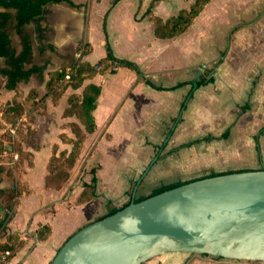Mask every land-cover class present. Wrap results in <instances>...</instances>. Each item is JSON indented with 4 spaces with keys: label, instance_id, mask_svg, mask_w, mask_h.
I'll return each mask as SVG.
<instances>
[{
    "label": "crops",
    "instance_id": "obj_1",
    "mask_svg": "<svg viewBox=\"0 0 264 264\" xmlns=\"http://www.w3.org/2000/svg\"><path fill=\"white\" fill-rule=\"evenodd\" d=\"M70 1L73 6L67 2L45 5L41 15L22 27V33L17 29V11L0 6V13L11 15L4 31L16 54L22 51L24 37L31 43L32 55L25 69L44 67L41 77L34 74L13 90L6 88L7 78L0 74V205L9 215L6 232L18 235L23 242L5 264H51L77 231L104 216L108 208L149 194L138 192L144 178L170 182L173 171L158 170L160 161L170 160L187 148H192L195 156L197 145L229 144L232 124L222 133L217 129L222 121L216 117L225 106L230 103L231 110L237 107L244 115L264 96V57L260 58L264 54V0H212L186 32L171 39L156 37L150 17L167 20L187 9L191 1ZM242 22H246L243 28H233ZM209 25L212 29L206 32ZM107 44L115 59L136 64L140 72L118 67L85 81L79 90L66 88L54 100L46 87L50 75L69 69L82 51V61L92 66L99 64L107 58ZM220 53L228 55L226 61L216 63L203 75L206 67L202 69V65L208 66L206 62ZM198 67L202 70L199 80L205 77L204 84L194 89L192 82ZM3 69H8L7 59L0 57V70ZM88 84L101 87V94L93 112L96 128L86 135L83 148L91 147L94 154L101 145L108 146L110 152H120L121 158L118 164L99 159L97 197L78 204L84 184H91L90 171L83 179L70 176L61 188L48 184V178L54 153L58 156L63 151L70 152V144L61 138L64 134L73 137L70 123L77 122L75 117L63 116L69 98L80 94ZM179 84L183 85L172 89ZM14 105L22 106L25 112L12 127L6 118ZM203 126L208 130L206 136ZM21 129L31 141L10 145L4 134ZM261 130L259 147L264 143V124L259 125L258 132ZM227 131L229 136L222 138ZM249 142L243 138L233 142L237 147L230 148L243 151L249 148ZM10 194L17 195L13 202L8 198ZM44 225L51 228V234L47 240L39 241L37 232ZM144 264L219 263L192 254L170 253Z\"/></svg>",
    "mask_w": 264,
    "mask_h": 264
},
{
    "label": "water",
    "instance_id": "obj_2",
    "mask_svg": "<svg viewBox=\"0 0 264 264\" xmlns=\"http://www.w3.org/2000/svg\"><path fill=\"white\" fill-rule=\"evenodd\" d=\"M5 212L0 205V217ZM170 253L264 263V170L197 180L132 201L77 231L51 264H144Z\"/></svg>",
    "mask_w": 264,
    "mask_h": 264
},
{
    "label": "trees",
    "instance_id": "obj_3",
    "mask_svg": "<svg viewBox=\"0 0 264 264\" xmlns=\"http://www.w3.org/2000/svg\"><path fill=\"white\" fill-rule=\"evenodd\" d=\"M191 1V5L187 9H182L179 13L167 20H163L154 16L150 19L155 23V35L160 39H171L175 38L184 32H186L190 26L193 24L195 19L205 10L206 6L212 0H188ZM67 2L73 6L70 0H5L0 1V6L5 9H14L17 11L16 21L17 29L19 33H22V27L30 23L34 18L41 15L43 12V7L49 3H61ZM155 2V1H154ZM147 14H151L148 10ZM11 15L8 13H0V57L7 59L8 69L0 70V74L7 78L6 88L13 90L17 87L20 82H28L30 77L34 74L42 76L44 72V67L33 66L30 69H25V64L29 62L32 55V46L27 37L22 39V51L20 54L16 52L11 47V40L9 35L6 33L5 27L9 23ZM86 51V50H85ZM84 51H82L78 57V61L73 64L69 69H62L57 72H53L50 75V80L47 83V90L53 93V99L56 100L65 90L70 87L73 90H79L83 87L85 81L94 78L97 74L106 73V70L110 67L113 62L117 63L118 67H127L131 70L139 71L136 64L126 61L117 60L113 56V52L107 44V58L104 61H100L98 65H101L103 69L97 71L95 66H92L84 61L82 58L84 56ZM114 72V71H111ZM69 75L70 79L63 83L65 76ZM204 78L201 77L198 84L201 86L204 84ZM57 87L55 88V84ZM148 84L151 83L148 81ZM183 84H179L176 87L179 88ZM153 86V85H151ZM101 94V87L88 84L84 90L79 93H74L70 96L68 107L65 109L64 117H75L77 122L70 123V129L73 134L72 137L68 138L65 134L61 135L62 140L72 146L70 152L63 151L58 156L54 153L50 160V176L48 178V184H52L55 188H61L63 183L70 177L71 169L74 168L77 157L80 155L83 149V142L87 134H92L95 131L96 125L94 121L93 112L96 109L97 100ZM25 112L24 108L20 105H14L11 107L7 114L9 113V118L14 126L18 124L19 119ZM32 121V118L30 119ZM11 123V124H12ZM16 124V125H15ZM75 133V134H74ZM263 130L260 131L258 136H256L257 143V153L258 158L261 159V150L258 145L259 137L262 135ZM229 136V131L222 135V138H227ZM100 167H98L99 169ZM70 170V173H69ZM264 167L259 169H246V170H228L224 172H211L200 178L193 179L190 181H176L168 184H162L159 187L152 190L149 194L140 197L135 200V202H141L155 195L161 194L165 191L171 190L173 188L182 186L184 184L194 182L197 180H202L206 178H211L220 175L240 173V172H250V171H261ZM97 169H92L90 173L93 175L91 184H84V191L81 193L77 200L78 204L85 203L97 197L96 195V185L98 182ZM16 194L8 195L11 202L16 199ZM12 203H10L11 206ZM130 203H127L120 207L108 208L107 213L96 221L102 220L108 216L115 214L116 212L124 209ZM9 215L4 214L2 220L0 221V256L5 252H9L8 261L13 258L15 253L23 246L18 235L8 234L5 229V224L8 220ZM95 221V222H96ZM51 234V228L47 225L41 226L37 232L38 240L45 241L49 238Z\"/></svg>",
    "mask_w": 264,
    "mask_h": 264
},
{
    "label": "rangeland",
    "instance_id": "obj_4",
    "mask_svg": "<svg viewBox=\"0 0 264 264\" xmlns=\"http://www.w3.org/2000/svg\"><path fill=\"white\" fill-rule=\"evenodd\" d=\"M184 1V0H183ZM222 19V18H220ZM223 20V19H222ZM218 23V22H216ZM244 24L246 22H242L240 24L234 25L233 28H236L237 30L240 28H243ZM216 26V24H215ZM212 26L209 25L205 28L206 32H210ZM224 53H220L213 61L206 62L208 63V66H206V69L203 71V75H207L209 71L213 69V67L218 62H225L228 55L221 60L220 57H222ZM264 54L260 56V58H263ZM179 62V61H175ZM264 62V60H263ZM200 70V67L194 71V74H196L197 71ZM107 72V71H106ZM219 72V69H218ZM215 73V78L220 75L219 73ZM264 78V71H262ZM218 80V78H216ZM3 83V80L0 81ZM217 85V84H216ZM230 97L227 98L226 101H230ZM226 109H222L216 119L219 121H222L219 123V127L217 128L219 130L218 133H222L225 131L230 124H232L231 128V135L230 138L227 140V143H231L230 145H197V151L195 153V156H192V148H187L181 153H175L174 156L170 158V160H162L158 163V170H166L168 172L173 171V176L171 178L170 182H158L154 178H151V176H148L142 180L143 184L140 187L139 194L151 192V190H154L155 188L159 187L162 184H168L176 181H189L195 178H200L204 175H207L211 172H224L228 170H242V169H259L264 167V143L263 145H260L261 148V159L258 158V153L253 145V137L255 135H258L259 131V125L264 124V96L262 97V100L260 103L253 104V109L249 110L246 114L242 115V112L240 109H237L235 107L234 110H231L229 107H232V104H228V106H225ZM202 118H206L202 117ZM7 121L11 124V120L7 119ZM254 122V124H253ZM0 123H2L0 121ZM15 123V121L13 122ZM11 124L12 127H15L14 124ZM16 125V124H15ZM72 129V128H71ZM70 129V130H71ZM207 127L203 126V136H206L207 134ZM75 134V133H74ZM219 135V134H217ZM5 138H7V141L10 145H23L22 143H28L30 138H28V134L21 129L20 131H16L15 134H12L8 132V134H4ZM73 136V134L71 135ZM75 137V136H74ZM72 137V139H74ZM264 137V136H263ZM243 138L245 140L250 141L248 143V149H243V151L240 150H234V147L230 146H236L233 145V142L236 143L239 141H242ZM264 140V138H262ZM221 144V143H220ZM223 144V142H222ZM2 145V144H1ZM247 145H243V148ZM227 147V148H226ZM237 147V146H236ZM208 148L213 149L212 152L210 150L208 151ZM72 149V146L70 145V151ZM196 150V149H195ZM98 152L93 154V151L91 147L84 150L82 149L80 155L77 157L76 164L73 169H71L70 176L75 178L77 176L83 177L88 174L89 171H91V168H95L98 171V167L100 165L99 159L103 160V162H107L109 160H113L116 164L120 162L121 153L120 152H110L108 146L101 145ZM87 166L89 168H87ZM174 167V168H173ZM180 168V170H179ZM144 169V168H142ZM142 169H140L139 173H141ZM179 170V172H178ZM96 171V174L98 173ZM138 173L137 176L140 174ZM81 179V180H82ZM137 180L139 178H136ZM194 256H198L202 258L205 261L208 262H216L219 264H264L263 262H251V261H235V260H228V259H221L217 257H210L206 255H199V254H193Z\"/></svg>",
    "mask_w": 264,
    "mask_h": 264
},
{
    "label": "built area",
    "instance_id": "obj_5",
    "mask_svg": "<svg viewBox=\"0 0 264 264\" xmlns=\"http://www.w3.org/2000/svg\"><path fill=\"white\" fill-rule=\"evenodd\" d=\"M95 69L97 71H101L103 69V67L101 65H98L97 64V65H95ZM116 70H117V63L116 62H113L106 71L107 72H111V71H116ZM69 79H70L69 75H66L63 83L66 82V81H68ZM9 255H10L9 252H5L4 254H2L0 256V262L3 263V264L7 263V260H8Z\"/></svg>",
    "mask_w": 264,
    "mask_h": 264
}]
</instances>
